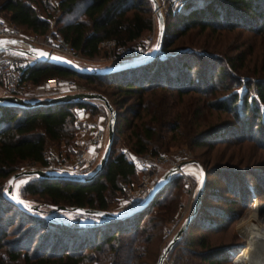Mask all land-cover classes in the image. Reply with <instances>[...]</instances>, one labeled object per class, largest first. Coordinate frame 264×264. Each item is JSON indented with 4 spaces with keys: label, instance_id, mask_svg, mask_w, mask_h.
Segmentation results:
<instances>
[{
    "label": "trees",
    "instance_id": "obj_1",
    "mask_svg": "<svg viewBox=\"0 0 264 264\" xmlns=\"http://www.w3.org/2000/svg\"><path fill=\"white\" fill-rule=\"evenodd\" d=\"M196 1L182 0L178 10L173 12L168 10L164 14L165 30L161 49L156 57L147 63L104 75H81L41 61H34L28 65L22 80L31 84H38L54 76H76L87 82H99L115 89L107 92L90 88V91L104 95L116 111L114 141L108 163L98 176L86 181L41 179L35 176L28 179L21 191L40 196L44 202L43 206H40L42 212L28 211L8 200L3 195L4 179L25 161L45 166L47 164L45 145L48 141L73 145L75 108L83 106L95 113L96 106L92 100L28 107L7 101L0 102V220L6 225L9 224L10 217L5 214L14 211L21 215L22 221L31 224L27 228L26 239H16L13 246L6 247L10 261L16 264H85L86 261H94L96 264H133L137 257V247L148 243L153 228L161 225V222L173 213L170 207L175 209L176 197L171 196L164 203H162L164 199L160 198L168 186L177 180V176H173L151 204L127 217L107 219L66 212L79 219L90 220L86 223H68L47 217L48 214L59 213L51 209L50 205L108 210L109 194L119 189L122 182H128L135 172L127 152L113 154L116 131L122 119L131 123L130 135L133 139L131 151L142 154L148 150L156 130L165 127L170 130L176 128L178 114L169 111V108L173 111L177 105L171 103L173 98L179 99L180 102L182 96L189 94L191 97V93L195 92L203 98L202 107L230 112L239 117L241 123L245 119L241 116L245 110H250L255 114V118L258 117V104L264 106V76L261 75L254 81L245 80L244 84L247 87L254 86L256 97L251 98L254 101L252 105L247 92L239 93L235 90L227 96L214 95L216 90L227 88L219 82H222L223 78L234 77L230 69L237 66L234 59L242 62L243 52L225 58V65L219 63L220 65L213 67L215 59L218 60L215 55L204 57L196 52L184 53L180 49L173 53L166 50L174 38L192 28L215 33L221 29L242 27L264 40V0H198L199 3ZM150 9V0H56L55 3L47 0H0V12H3L11 23L37 34L48 32L51 26L50 19L54 17L55 30L69 41L76 51L87 57L99 53L100 42L103 40H114L115 48L138 43L141 36L152 28ZM256 20H259V23H256ZM195 62L199 63L200 67L193 75L191 68ZM216 76L219 81L215 80ZM240 84L239 80L238 85ZM110 96L116 97L112 101ZM129 100L131 103L125 105ZM198 100L196 98L194 102ZM126 113L130 118L125 116ZM135 119L141 120L140 123H134ZM172 119L175 122L170 124ZM227 127L225 123L211 126L199 135L190 136L191 143L202 144L209 137L220 135ZM152 151L155 153L157 149L152 148ZM205 192L206 182L197 212L171 249L184 240L193 225L203 226L204 221L202 219L199 222V215ZM155 206H161L162 210L156 215L158 220L151 225L150 231L148 221L151 217L145 225H141V221L149 209ZM6 232V228L0 225V241ZM37 233L40 234L39 239L33 249H30L29 239ZM203 240V236H198L188 240V245L206 246ZM92 249L96 252L95 255L90 253ZM237 255L234 257L223 248H213L200 253V258L211 264L221 261L232 263Z\"/></svg>",
    "mask_w": 264,
    "mask_h": 264
},
{
    "label": "rangeland",
    "instance_id": "obj_2",
    "mask_svg": "<svg viewBox=\"0 0 264 264\" xmlns=\"http://www.w3.org/2000/svg\"><path fill=\"white\" fill-rule=\"evenodd\" d=\"M47 1L55 3L56 0ZM196 2L199 3L198 0ZM150 10V16L155 26L156 38V17L153 13L152 3ZM167 11H164L163 14ZM56 13L55 11L54 16L57 15ZM0 15L6 18L3 12H0ZM50 20L51 26L48 32L56 29L54 17ZM256 23H259V20H256ZM217 31L215 33H208L207 30L199 31L197 28L189 29L184 34L174 38L166 51L173 53L180 49L184 53L196 52L204 55V57L205 55H215L218 57V60L215 59L216 63L213 67H217L221 63L225 65V58H230L239 52H243L242 62L234 59L236 61L234 63H237V66L230 69L234 77L223 78L222 82H219L227 88L216 90L214 95L227 96L235 90L239 91V93L247 92L248 100L252 105L254 101L251 98L256 97L254 86L250 85L247 87L244 83L254 81V79L261 75L264 76V40L242 27ZM147 34L148 32H145L139 42H142ZM2 53L0 59L16 56L12 54L13 52L10 54L9 51ZM115 53V48L108 50L100 46L99 53L93 57L84 56L77 51L70 59L81 66L89 67H105L128 61L124 58L114 57L116 56ZM29 61L34 62L33 59ZM192 66L191 70L194 75L200 65L195 62ZM61 78L73 80L74 86L67 88L61 85L58 89H52L43 85L44 81L38 84H31L26 81L22 83L21 87L23 91L18 96L24 99L34 100L36 97L39 99L47 98V96H54L65 92L90 91V88L99 91L106 90L107 92L115 90L113 86L99 84V82H87L76 76ZM215 80L219 81L217 76ZM239 80L240 85H238ZM0 95H10L1 85V80ZM115 97L110 96L112 101ZM196 98L199 100L194 102ZM201 99L203 98H200L199 94L195 92L191 93V97L189 94L182 96L180 102L177 98L171 99V103L177 104L174 106L173 111L172 108H169L170 113L174 112L178 114L176 128L170 130L168 127H165L162 130H156V135L152 138L148 150L142 153L168 160L158 162L149 171L135 169L134 175L128 181L129 183L137 184L141 180L142 175H144L151 188L156 179L167 168L172 166L170 162H174L176 165L184 163L183 168L177 172V180L168 186L160 198L164 199L162 201L164 203L167 198L171 196L176 197L175 209L174 207H170L173 213L161 222V225L153 228L152 236L148 243L137 247V257L133 264H155L161 249L171 239L184 217L192 211L199 179L198 168L192 162L193 160H196L204 171H206V196L203 200L199 215V222L203 219L204 223L203 226L198 224L193 225L189 234L185 235L184 240L166 254L162 264H211L206 260H202L200 253L213 248H223L235 257L250 242V235L242 229V224L255 217L260 224L264 225V106L258 104V114L260 116L257 115V118H255L253 112L245 110L241 114L242 118H245L243 120L244 124L243 121L241 123L239 117H236L230 112L209 110L202 107L203 101ZM111 100L110 102H112ZM92 103L96 106V112L92 113L90 110H87L91 115V120L89 121L93 124V128L88 132L91 134L94 131V127L98 125L103 127L104 134L102 144L97 148V157L88 168L90 171L88 175L96 169L107 141L108 111L102 101L92 100ZM130 103L131 100L125 105H129ZM236 105H239L238 101ZM126 115L130 118L129 114L126 113ZM140 121L139 119L133 120L134 123H140ZM173 122L175 120L169 123L172 124ZM221 123H225L228 127L220 135L209 137L202 144L196 145L191 143V137L196 134L199 135L208 130L209 127ZM130 126L131 123L127 120H121L120 126L116 131L113 154L125 151L131 159L134 153L131 151L133 139L130 135ZM76 135L75 131V137ZM86 136L82 138V141L86 139ZM77 144L75 138L74 144L71 146H67L63 142L55 143L48 141L45 145V157L47 159L45 166L39 163L25 161L19 164L15 172L31 169H48L53 163L50 156L54 155L59 157L64 155L71 158L75 153ZM152 148L157 149V151L154 153ZM31 177L33 176L19 177L14 185V193L19 198L42 207L44 202L40 196L30 195L21 191L23 184ZM7 179L3 181L5 187L7 186ZM131 206L125 201L124 193L120 188L115 192H111L108 196L109 211L121 212ZM161 208V206L150 208L148 214L141 221V225H145L148 218L151 217L148 221V229H150L151 225L157 222L156 215L161 212ZM5 215L10 217V223L6 225L4 221L0 220V225L6 228L7 231L0 241L1 243H5L3 245L0 244V264H16L7 257L6 247L13 246V242L16 239H26L28 237L27 228L31 224L24 220L22 221L21 215L14 211L8 212ZM47 217H53L68 223L90 222V220L79 219L66 212L48 214ZM39 235L37 233L33 237H30V249H33L37 243ZM198 236H203V241L206 243V246L199 244L189 246L188 240ZM90 253L96 254L94 249ZM234 261L232 260V263L230 261H221L213 264H238ZM85 264H96V262L86 261Z\"/></svg>",
    "mask_w": 264,
    "mask_h": 264
},
{
    "label": "water",
    "instance_id": "obj_3",
    "mask_svg": "<svg viewBox=\"0 0 264 264\" xmlns=\"http://www.w3.org/2000/svg\"><path fill=\"white\" fill-rule=\"evenodd\" d=\"M150 1L152 3V9L156 17L157 32H156L155 44L152 50L148 53V55L141 57L139 59H132L105 67L81 66L67 56L50 52L42 47H38L34 45H28V47H22L21 45H19L18 41L15 38H10V37H0V53L9 51L19 55L29 56L33 58L34 61H41V62L53 64L81 75H87V74L104 75L124 68L138 66L147 63L153 60L156 57L157 53L160 51L164 30H165L164 14L159 9L156 0H150ZM87 100L102 101L103 105L108 111L107 141L104 145L96 169L90 175H86V176L79 174L61 173L57 171H51L48 169H31V170H21L18 172H14L8 177L7 186L3 190V195L8 200H10L15 205L20 206L28 211L42 212L43 209L38 204L27 202L16 196V194L14 193V185L19 177L35 176L41 179H71L75 181H86L98 176L101 173V171L105 168L110 158L111 147L114 141V121L116 117V111L104 95L92 91L65 92L51 97L34 99V100L24 99L16 95H0V102L7 101V102L20 104L25 107L48 105V104L60 103V102L78 103ZM192 162L197 166L199 173V179H198V185H197V191L195 195V202L193 205V209L188 215L184 217L183 221L181 222L180 226L175 231V233L172 235L171 239L161 249V252L157 257L155 264H162L166 254L170 251L173 245L181 238L182 233L187 229L193 216L197 212L198 205L201 201L202 193L206 181V172L196 160H193ZM183 164L184 163H179L177 165H172L169 168H167L156 179V181L148 191L147 195L143 199L138 201L130 208H127L121 212H113L109 210H101V209H94V208H87L80 206L68 207L65 205H50V208L59 212H75L78 214L92 215L107 219H120L123 217H127L135 212L141 211L149 204H151L154 198L161 192V190L169 184L173 176H176L177 172L183 168Z\"/></svg>",
    "mask_w": 264,
    "mask_h": 264
},
{
    "label": "built area",
    "instance_id": "obj_4",
    "mask_svg": "<svg viewBox=\"0 0 264 264\" xmlns=\"http://www.w3.org/2000/svg\"><path fill=\"white\" fill-rule=\"evenodd\" d=\"M159 9L162 13L166 10L176 11L181 5V0H156ZM154 13V11H153ZM155 14V13H154ZM0 37L15 38L19 45L22 47H28V45H34L42 47L50 52L58 53L69 58L73 57L77 51L73 45L67 41L56 30L49 31L45 34H37L30 30H25L19 26L11 23L6 18L0 15ZM155 44V26L152 22V28L148 32L147 36L142 42L130 44L126 46H120L115 48V42L112 39L103 40L100 42V46L106 49H114L116 53L114 57L124 58L127 60L139 59L148 55ZM3 53H0V56ZM33 59L29 56L16 55L9 58L0 59V80L1 85L10 95H19L22 93V78L26 75L28 65ZM43 85L52 89H58L61 85L71 88L74 86V81L71 79H64L58 76L49 77L44 80ZM87 109L83 106H78L74 111L73 127L76 134L80 136H86L85 140H81L77 144L74 155L66 157L61 155L50 156L52 164L48 167V170L57 171L61 173L88 175L89 166L93 163L97 157V148L102 144L104 130L101 126H95L94 131L89 134L88 124L82 118V114ZM134 168L136 170H151L155 164L161 161H167L166 158L150 156L148 154H136L131 157ZM172 165H176L174 162H170ZM150 185L148 184L145 176L142 175L141 180L137 184L122 182L120 184V190L124 193L125 201L131 206L144 198L148 193Z\"/></svg>",
    "mask_w": 264,
    "mask_h": 264
},
{
    "label": "bare ground",
    "instance_id": "obj_5",
    "mask_svg": "<svg viewBox=\"0 0 264 264\" xmlns=\"http://www.w3.org/2000/svg\"><path fill=\"white\" fill-rule=\"evenodd\" d=\"M242 229L250 235V242L235 261L238 264H264V225L254 217L243 223Z\"/></svg>",
    "mask_w": 264,
    "mask_h": 264
},
{
    "label": "crops",
    "instance_id": "obj_6",
    "mask_svg": "<svg viewBox=\"0 0 264 264\" xmlns=\"http://www.w3.org/2000/svg\"><path fill=\"white\" fill-rule=\"evenodd\" d=\"M35 99H39L38 97H36ZM82 118L86 121V123L88 124V131H90V129L93 128V124L90 123L89 120H91V115L89 113V111H86L85 113L82 114ZM84 136H80L79 134L76 135L75 137V142L78 143L79 141L82 140Z\"/></svg>",
    "mask_w": 264,
    "mask_h": 264
}]
</instances>
